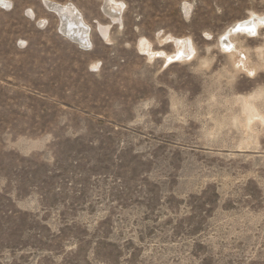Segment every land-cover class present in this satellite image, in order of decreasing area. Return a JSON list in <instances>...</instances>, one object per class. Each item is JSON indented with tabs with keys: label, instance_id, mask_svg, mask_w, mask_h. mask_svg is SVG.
<instances>
[{
	"label": "rangeland",
	"instance_id": "374dc122",
	"mask_svg": "<svg viewBox=\"0 0 264 264\" xmlns=\"http://www.w3.org/2000/svg\"><path fill=\"white\" fill-rule=\"evenodd\" d=\"M55 1L88 47L0 1V264H264V0Z\"/></svg>",
	"mask_w": 264,
	"mask_h": 264
},
{
	"label": "bare ground",
	"instance_id": "6f19581e",
	"mask_svg": "<svg viewBox=\"0 0 264 264\" xmlns=\"http://www.w3.org/2000/svg\"><path fill=\"white\" fill-rule=\"evenodd\" d=\"M1 2H8V0H0ZM44 5L47 6V10L50 12H54L57 17H59V25H61V29L68 34L74 41L80 43L84 47H88L89 43H91V25L88 23L83 16L81 10L71 1H67L65 3H61L55 0H41ZM105 1L104 8L107 9V13H109L114 20L121 17V13L123 12L124 2L121 0H103ZM256 15V14H255ZM250 18L239 21L232 28L233 32H246V33H257L259 32L260 25L264 22V14L257 15ZM30 16L32 19L38 20L36 12L33 9H30ZM47 18L39 19L40 22L44 23ZM39 22V23H40ZM102 32L106 33L110 28L108 26H102ZM230 30V29H229ZM231 31V30H230ZM230 33V32H228ZM225 35V34H224ZM231 35V34H230ZM249 35V34H248ZM250 36V35H249ZM227 38L229 36H222L223 42L226 45H229L230 42ZM179 41L181 47V54L187 53L190 49V39L182 40L175 39V42ZM231 44V43H230ZM234 46V45H233ZM192 47V46H191ZM178 52V51H177ZM184 55V54H183Z\"/></svg>",
	"mask_w": 264,
	"mask_h": 264
}]
</instances>
